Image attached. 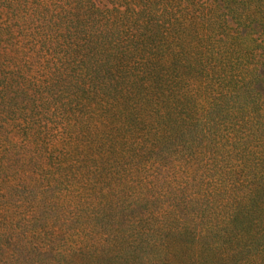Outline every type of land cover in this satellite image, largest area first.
<instances>
[{
  "label": "trees",
  "instance_id": "trees-1",
  "mask_svg": "<svg viewBox=\"0 0 264 264\" xmlns=\"http://www.w3.org/2000/svg\"><path fill=\"white\" fill-rule=\"evenodd\" d=\"M0 264H264V0H0Z\"/></svg>",
  "mask_w": 264,
  "mask_h": 264
}]
</instances>
